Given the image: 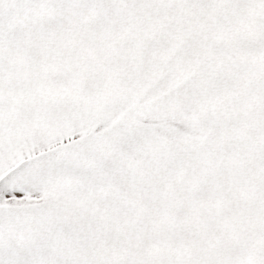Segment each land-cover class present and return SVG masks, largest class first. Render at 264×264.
<instances>
[{"label": "snow or ice", "instance_id": "snow-or-ice-1", "mask_svg": "<svg viewBox=\"0 0 264 264\" xmlns=\"http://www.w3.org/2000/svg\"><path fill=\"white\" fill-rule=\"evenodd\" d=\"M0 264H264V0H0Z\"/></svg>", "mask_w": 264, "mask_h": 264}]
</instances>
